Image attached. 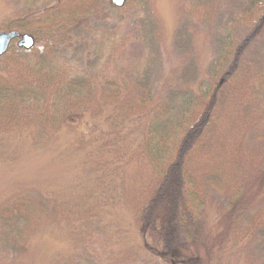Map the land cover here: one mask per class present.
Masks as SVG:
<instances>
[{
  "label": "rangeland",
  "instance_id": "obj_1",
  "mask_svg": "<svg viewBox=\"0 0 264 264\" xmlns=\"http://www.w3.org/2000/svg\"><path fill=\"white\" fill-rule=\"evenodd\" d=\"M187 1L143 0L117 7L102 0L76 28L58 32L66 73L95 77L100 86L106 80L139 77L143 88L164 105L162 111L170 105L181 110L175 112L177 121L183 105L200 106L216 59L223 62L229 45L247 38L257 14L252 0H211L215 20L194 23L180 13ZM55 2L0 0V31H12L6 30L5 22L13 15L35 13ZM263 70L264 29L248 41L240 72L248 78ZM110 112L85 113L56 132L34 126L0 130V205L37 197L45 199L51 214L34 229L25 254L16 260L5 256L0 264H175L190 258L202 264H264V235L244 250L249 240H235L226 222V192L209 178L202 189L196 187L198 199L180 231L182 246L172 259L163 258L160 242L144 227L138 209L156 183L152 167L135 155L141 131L127 124L98 143H77L93 125L107 130ZM260 116L257 128L242 116L224 133L219 155L227 152L233 160H243L245 174L252 155L264 167V115ZM192 184V179L187 182ZM259 200L253 199L248 214L261 205ZM243 222L240 219L238 227Z\"/></svg>",
  "mask_w": 264,
  "mask_h": 264
},
{
  "label": "trees",
  "instance_id": "obj_2",
  "mask_svg": "<svg viewBox=\"0 0 264 264\" xmlns=\"http://www.w3.org/2000/svg\"><path fill=\"white\" fill-rule=\"evenodd\" d=\"M101 1L56 0L49 7L15 14L5 22L6 30L31 34L37 42L26 50L14 41L0 58V130L34 126L56 132L77 116H98L110 109L108 129L93 125L78 136L77 143H98L127 124L141 131L142 141L135 155L152 167L156 183L145 192L138 209L144 227L161 244V256L172 259L182 246L181 228L198 199L196 187L202 189L206 178L225 190L229 200L226 222L235 240H249L244 247L248 251L261 239L257 236L264 235V167L252 155L246 162L251 169H245V174L243 160L219 153L224 148L225 131L239 117L247 118L249 126H261L264 70L244 78L240 67L248 41L264 29V0L251 1L257 10L251 33L239 44L229 45L223 62L216 59L200 106L183 105L177 121L175 112L181 110L170 105L169 110L162 111L164 105L143 88L139 77L106 80L100 86L95 77L74 78L66 73L67 60L62 56L58 32L76 28L84 17L97 11ZM142 1L126 0V4ZM216 12L211 0H189L180 10L194 23H211ZM191 179L193 184L187 186ZM258 197L261 205L248 214L250 203ZM31 198H15L0 205V261L5 256L16 260L25 254L34 229L51 217L45 199ZM240 219L244 220L242 227H238ZM175 264L202 262L190 258L175 260Z\"/></svg>",
  "mask_w": 264,
  "mask_h": 264
},
{
  "label": "water",
  "instance_id": "obj_3",
  "mask_svg": "<svg viewBox=\"0 0 264 264\" xmlns=\"http://www.w3.org/2000/svg\"><path fill=\"white\" fill-rule=\"evenodd\" d=\"M111 2L117 7H123L126 0H111ZM15 40L19 47L26 50H30L36 45V39L31 34H21L17 30L0 31V58L8 52L11 43Z\"/></svg>",
  "mask_w": 264,
  "mask_h": 264
}]
</instances>
